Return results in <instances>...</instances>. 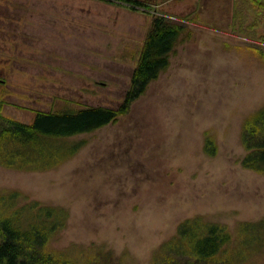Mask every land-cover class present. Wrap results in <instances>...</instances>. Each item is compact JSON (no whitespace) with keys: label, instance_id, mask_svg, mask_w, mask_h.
<instances>
[{"label":"rangeland","instance_id":"1","mask_svg":"<svg viewBox=\"0 0 264 264\" xmlns=\"http://www.w3.org/2000/svg\"><path fill=\"white\" fill-rule=\"evenodd\" d=\"M133 1L0 0L1 113L26 124L35 110L118 106L155 16L193 33L116 122L69 137L80 147L54 168L0 165V189L67 210L57 250L98 246L122 264H155L186 219L235 234L264 218V174L240 164L243 120L264 104L253 50L264 49V28L241 32L254 16L235 0ZM235 6L249 20L234 25ZM254 261L264 264V250Z\"/></svg>","mask_w":264,"mask_h":264},{"label":"trees","instance_id":"2","mask_svg":"<svg viewBox=\"0 0 264 264\" xmlns=\"http://www.w3.org/2000/svg\"><path fill=\"white\" fill-rule=\"evenodd\" d=\"M235 1L245 4L254 16L247 27H243L246 20H241L240 31L255 36V28H264V0ZM241 9H235L234 25L238 17L246 16L249 20ZM192 35L183 23L155 16L140 48L130 86L116 107L35 110L32 122L26 124L3 116L5 101L0 100V165L42 171L72 157L80 145L68 143L67 139L116 122L149 84L168 69L177 46L189 41ZM253 50L264 59V49ZM240 141L245 150L241 166L264 174V104L244 118ZM215 147L207 135L205 150L214 155ZM67 216L64 207L29 200L16 190L0 189V264H122L112 251L98 246L53 248L50 243L65 227ZM263 250L264 218L240 223L234 234L220 223L195 217L182 221L177 233L160 245L155 264H256L254 257Z\"/></svg>","mask_w":264,"mask_h":264},{"label":"crops","instance_id":"3","mask_svg":"<svg viewBox=\"0 0 264 264\" xmlns=\"http://www.w3.org/2000/svg\"><path fill=\"white\" fill-rule=\"evenodd\" d=\"M6 7L7 8H9V6L8 5H6ZM12 18V21H13V17H11ZM2 46V45H1ZM6 49H8V46L7 47H5ZM23 47H21V49H22ZM22 50H24V49H22Z\"/></svg>","mask_w":264,"mask_h":264}]
</instances>
